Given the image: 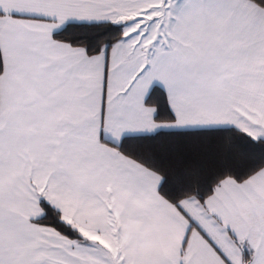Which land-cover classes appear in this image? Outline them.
Here are the masks:
<instances>
[{
    "label": "snow or ice",
    "instance_id": "6c2138e0",
    "mask_svg": "<svg viewBox=\"0 0 264 264\" xmlns=\"http://www.w3.org/2000/svg\"><path fill=\"white\" fill-rule=\"evenodd\" d=\"M213 160L234 171L205 219L232 254L177 204L179 255L150 264H198L193 227L224 264H264V0H0V264H137L129 222L152 217L139 169L170 163L162 192ZM53 199L106 214L119 250Z\"/></svg>",
    "mask_w": 264,
    "mask_h": 264
},
{
    "label": "crops",
    "instance_id": "0c3cea01",
    "mask_svg": "<svg viewBox=\"0 0 264 264\" xmlns=\"http://www.w3.org/2000/svg\"><path fill=\"white\" fill-rule=\"evenodd\" d=\"M140 173L145 177L148 184L149 201L152 206L151 223L142 226L139 222L130 221L129 228L141 230L142 242L138 243L132 250V255L137 264H150L159 257H178L181 241L189 221L177 211L173 205L156 190L160 176L154 172L141 167ZM227 187V186H226ZM53 204L63 210L62 218L68 224L77 228L83 236L94 242L98 241L105 249L115 254L119 250V244L108 232L109 220L102 211H81L66 201L53 199ZM137 207L145 205L139 201L135 202ZM210 205L205 209L204 204L194 197L183 198L177 204L182 205L191 216L200 222L216 239L226 253L232 254V247L226 241V234H221L217 229L211 227V222L205 216L212 211L219 212L220 204L208 195L204 202ZM224 225H221L223 227ZM103 228L104 235H97L96 229ZM127 237H125V240ZM188 248L197 256L198 264H224L221 257L210 247L207 241L198 233L195 227L189 237Z\"/></svg>",
    "mask_w": 264,
    "mask_h": 264
},
{
    "label": "trees",
    "instance_id": "16d2710c",
    "mask_svg": "<svg viewBox=\"0 0 264 264\" xmlns=\"http://www.w3.org/2000/svg\"><path fill=\"white\" fill-rule=\"evenodd\" d=\"M238 135L239 133L226 130L223 133V142L227 143L231 139L233 141L234 151L238 154L240 159H243L246 154H244L242 150L234 144L235 137ZM146 163L149 165V168L154 169V172L157 174H166L167 169L172 166L167 162L157 163L146 161ZM233 171L234 169L231 165L221 164L219 160L208 161L205 165V169L199 175L187 177L182 183H170L162 192L159 193L173 205H177L178 201L187 197H194L199 200L198 197L200 196L210 195L208 189L222 176H229L233 173ZM169 179H171V177H169Z\"/></svg>",
    "mask_w": 264,
    "mask_h": 264
}]
</instances>
